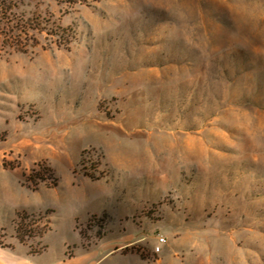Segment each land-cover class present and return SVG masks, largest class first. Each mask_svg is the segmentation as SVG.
<instances>
[{"label":"rangeland","instance_id":"374dc122","mask_svg":"<svg viewBox=\"0 0 264 264\" xmlns=\"http://www.w3.org/2000/svg\"><path fill=\"white\" fill-rule=\"evenodd\" d=\"M0 264H264V0H0Z\"/></svg>","mask_w":264,"mask_h":264},{"label":"built area","instance_id":"2783aa9c","mask_svg":"<svg viewBox=\"0 0 264 264\" xmlns=\"http://www.w3.org/2000/svg\"><path fill=\"white\" fill-rule=\"evenodd\" d=\"M160 244H165V240L163 238H159V241H158ZM159 252V248H155V253H158Z\"/></svg>","mask_w":264,"mask_h":264}]
</instances>
